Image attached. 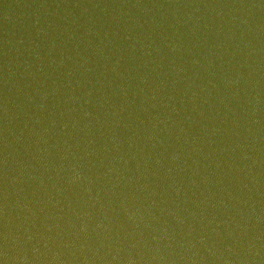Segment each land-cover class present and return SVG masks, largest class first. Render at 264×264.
<instances>
[{
	"label": "water",
	"instance_id": "obj_1",
	"mask_svg": "<svg viewBox=\"0 0 264 264\" xmlns=\"http://www.w3.org/2000/svg\"><path fill=\"white\" fill-rule=\"evenodd\" d=\"M0 264H264V0H0Z\"/></svg>",
	"mask_w": 264,
	"mask_h": 264
}]
</instances>
